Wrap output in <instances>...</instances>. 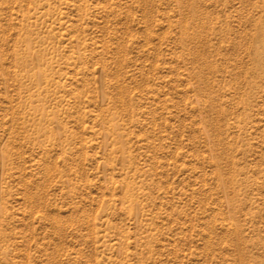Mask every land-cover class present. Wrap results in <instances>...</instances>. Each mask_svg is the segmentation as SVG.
Masks as SVG:
<instances>
[{
	"label": "rangeland",
	"instance_id": "obj_1",
	"mask_svg": "<svg viewBox=\"0 0 264 264\" xmlns=\"http://www.w3.org/2000/svg\"><path fill=\"white\" fill-rule=\"evenodd\" d=\"M0 264H264V0H0Z\"/></svg>",
	"mask_w": 264,
	"mask_h": 264
}]
</instances>
